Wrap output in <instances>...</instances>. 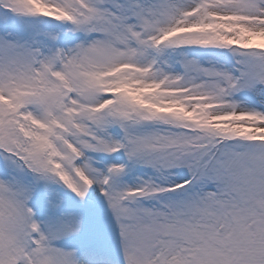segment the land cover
<instances>
[{"label": "snow or ice", "instance_id": "6c2138e0", "mask_svg": "<svg viewBox=\"0 0 264 264\" xmlns=\"http://www.w3.org/2000/svg\"><path fill=\"white\" fill-rule=\"evenodd\" d=\"M0 264H264V0H0Z\"/></svg>", "mask_w": 264, "mask_h": 264}]
</instances>
